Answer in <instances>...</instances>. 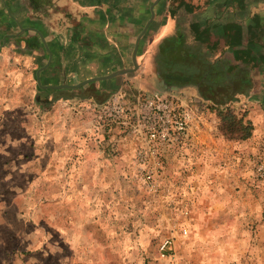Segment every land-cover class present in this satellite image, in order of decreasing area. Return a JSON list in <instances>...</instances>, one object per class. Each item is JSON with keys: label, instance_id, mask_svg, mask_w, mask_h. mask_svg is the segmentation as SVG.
Wrapping results in <instances>:
<instances>
[{"label": "rangeland", "instance_id": "374dc122", "mask_svg": "<svg viewBox=\"0 0 264 264\" xmlns=\"http://www.w3.org/2000/svg\"><path fill=\"white\" fill-rule=\"evenodd\" d=\"M203 69L209 84L197 91L186 73L170 81L149 68L73 96L57 89L50 112L38 96H9L41 111L30 119L40 144L31 153L0 145V264H264V100L245 94L251 84L240 69L232 86L227 66ZM4 89L0 105L13 91ZM155 93L191 115L186 134L159 144L157 155L135 114L137 101ZM59 104L73 119L56 145L48 123ZM224 105L253 122L251 137L223 133ZM16 115L0 111V139L25 133Z\"/></svg>", "mask_w": 264, "mask_h": 264}, {"label": "crops", "instance_id": "0c3cea01", "mask_svg": "<svg viewBox=\"0 0 264 264\" xmlns=\"http://www.w3.org/2000/svg\"><path fill=\"white\" fill-rule=\"evenodd\" d=\"M142 32L140 67L129 72L134 77L147 68L170 81L186 73L185 82L192 86L188 88L197 91L200 82L209 84L203 67L225 65L231 86L241 82L233 74L240 69L241 78L251 84L245 94L264 100V0H0V94L12 88L8 97L38 96L47 100L50 112L52 91L57 89L39 91L38 70L41 83L53 85L129 68ZM117 77L101 82L119 83ZM78 89L62 91L73 96ZM11 97L0 111L20 113L11 119L22 123L25 133L5 136L0 145L21 144L31 153L32 143L39 145L40 140L30 119H39L41 111L29 100L14 106ZM52 109L48 125L56 138L52 144L58 145L62 123L73 118L60 104ZM55 159L60 157L55 154Z\"/></svg>", "mask_w": 264, "mask_h": 264}, {"label": "built area", "instance_id": "2783aa9c", "mask_svg": "<svg viewBox=\"0 0 264 264\" xmlns=\"http://www.w3.org/2000/svg\"><path fill=\"white\" fill-rule=\"evenodd\" d=\"M118 114L122 113L123 107L114 108ZM135 114L138 120V130L146 136L151 154L157 155L159 144H170L175 138L186 134L191 118L188 110H183L176 102L167 95L155 93L145 96L137 101ZM142 155V152H140ZM258 171L264 175V166H258ZM187 230L185 229V233ZM171 243L166 240L162 249Z\"/></svg>", "mask_w": 264, "mask_h": 264}, {"label": "trees", "instance_id": "16d2710c", "mask_svg": "<svg viewBox=\"0 0 264 264\" xmlns=\"http://www.w3.org/2000/svg\"><path fill=\"white\" fill-rule=\"evenodd\" d=\"M220 106V105H218ZM221 130L225 135L235 139H247L252 136L254 124L244 115L238 116L228 105L219 108Z\"/></svg>", "mask_w": 264, "mask_h": 264}, {"label": "water", "instance_id": "95a60500", "mask_svg": "<svg viewBox=\"0 0 264 264\" xmlns=\"http://www.w3.org/2000/svg\"><path fill=\"white\" fill-rule=\"evenodd\" d=\"M153 15H154V12H153L152 16ZM143 33L144 32H142L140 34V36L138 37V39L136 41V44H135L134 51H133L134 68L118 69V70H115V71H113V72H111L109 74H105V75H100V76H94V77L87 78V79L82 80L81 82L76 83V84H58V85H52V84L45 85V84H42L41 83L40 76H39V73H40V70H41L40 69V70H38V83L43 88H54V89H61V88H79V87L84 86L85 84L90 83V82H93V81L110 79V78H113L115 76H118V75H121V74H125V73H128V72H131L133 70H136L138 68V66H139L138 59H137V51H138L139 39L141 38V36L143 35ZM51 58H52V54L50 53V60H51Z\"/></svg>", "mask_w": 264, "mask_h": 264}]
</instances>
